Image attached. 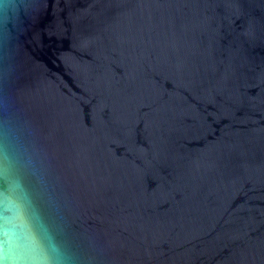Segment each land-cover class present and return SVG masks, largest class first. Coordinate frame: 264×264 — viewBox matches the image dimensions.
<instances>
[{"label":"water","instance_id":"1","mask_svg":"<svg viewBox=\"0 0 264 264\" xmlns=\"http://www.w3.org/2000/svg\"><path fill=\"white\" fill-rule=\"evenodd\" d=\"M0 264H264V0H0Z\"/></svg>","mask_w":264,"mask_h":264}]
</instances>
